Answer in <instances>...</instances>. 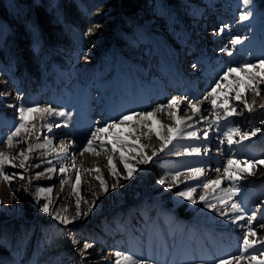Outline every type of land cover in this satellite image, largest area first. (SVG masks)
I'll list each match as a JSON object with an SVG mask.
<instances>
[{
	"label": "rangeland",
	"instance_id": "374dc122",
	"mask_svg": "<svg viewBox=\"0 0 264 264\" xmlns=\"http://www.w3.org/2000/svg\"><path fill=\"white\" fill-rule=\"evenodd\" d=\"M22 2L23 0H5V4H3L4 9L2 7L0 8V13H2L0 16L5 21V17H8V14L12 12V10L21 9L22 6L27 7L25 9L27 16L22 18V20H26L25 25L28 34L30 32V26L32 33L36 35L38 39L42 38L41 42L44 45L48 43L50 45L48 49L57 55V59H59L60 62L58 65H61L59 71L62 72V75H58V80H61L63 85L60 88V93H58L56 103L55 99L57 94L48 93L50 91H56L54 88L50 89L47 93L37 92L33 89V85H31V83L29 84L30 81H28V78H26L24 74L20 75L22 80H9L7 76H4L2 73L11 70V68L9 66L0 65V92L5 93L4 96L0 97V109L8 117L13 116L15 118V121H13L14 125L11 123H5L6 126L2 127L0 124V131H4L5 129L8 131L4 133V138L0 141H6L7 136L14 131L15 127L20 122L17 111L18 106H51L57 110L62 109L66 111L68 116L60 117L44 115L41 119L40 113H33L27 120V125L31 131L28 133L22 131L20 136L15 138L17 140L22 139L26 141L25 144H20L18 147L15 145L12 147H8L6 144L0 145V152L15 157L11 163H6L3 166V172L8 175H12L13 173L17 174L11 184L5 181L3 176L0 175V201H3V204H0V238L7 240L8 242L15 241L16 244H18V250L14 252L11 258L13 262H9L8 259H5V264H20L21 261L22 263H28V260L34 258L35 260L32 264H72L75 259L81 260L82 264H114L116 258L114 256L115 252L113 251H115V249L113 247L119 248L123 251L122 246L113 244L115 242V235L119 230H124L125 223L133 222L135 219V222L139 221L137 222V225L139 227L142 226L143 230L146 228V225L141 224L140 220L142 219L143 222L150 223L151 229H145L143 234L147 239L148 247H150L149 242L151 240L149 236L153 235L154 231H157V227L158 231L155 234L153 242H155L157 238L161 239L158 243L163 244L164 241L167 243L166 239L171 238L169 247L167 245L168 250L167 252H164L165 254H160V249L162 250V247H160V249H152L154 253L158 254V256L161 255L170 260L167 255L170 253L174 254L176 248L181 247L177 242H172V239L179 234L178 231H183L184 226L188 223L191 224L187 226V230H190V228L193 230L191 227L194 222L193 219L199 218L197 216L198 213L204 209L206 205V203L200 200L194 205L191 201L186 199L180 200L176 195L177 191L185 190L186 186H195L192 183L194 182L192 180L184 181L180 184H178V182L173 183L170 190L165 185L158 183L162 178L168 183H172L174 174L178 172L187 173L190 168H194L196 165V162H193L194 165L191 166L187 157L178 154V146L186 144L185 141H182L183 139H181L180 136H178L180 139L176 137V139H173V143H175V145L173 143L171 145L173 148L170 147V149L165 146L160 153L148 155L151 152L147 153L145 147H140L142 145L141 139L140 142L139 139L133 140L132 137H127L125 135L127 138H124L123 140L127 141V144L130 145L129 147H131V149L129 147V149L125 148L126 154L124 155L128 162L137 169L130 180H125L122 176L114 177L111 175L110 166L107 162L109 157H112L118 173L124 172L120 170V165L118 164L121 160L119 154L120 151H113L110 139L104 144L103 148H101L100 142V149H96L98 153L97 155L84 153L83 157L86 158L92 157L95 158L94 160L98 159V157L101 158L100 160L103 166L100 165L99 168L102 166L104 168L102 169L105 171L100 169L101 172L97 173L95 171L93 175L95 178L98 175H102L109 185V191L104 193L99 180L95 178L93 179V177V180H91V178L85 176L88 184L95 180L96 186L91 187L90 191L86 193L88 197L81 200V211L87 213V215L77 218L76 222L74 221L72 224H63L59 220H56L54 218V210H56L57 207H62L60 208V211L63 212V215H66L69 219H72L71 217L75 216L73 213L75 214L76 211V201L67 200L70 198L68 197V194L74 192L73 189L76 188L77 175H74L72 172L61 174L59 171L56 173H50L47 172L46 169L48 167L59 169L62 166V162L69 165L64 158L68 159L73 150H68L65 154L60 151L59 147L61 146V141H64V143H70L73 142L70 139L75 140L76 136L75 133L73 135L70 131L63 129L62 125H66L67 127L73 126L78 132L77 137L79 136L78 134L85 131L90 133L95 127L90 129V126L88 125L89 121H92V115L89 113V110L93 108L102 111L103 107L101 106H103L105 102H109L111 96L113 98L111 101L114 103V107L121 105L123 109L127 110V112L134 113L140 109L150 110L154 108L156 105L154 100H157L155 99L157 96V90L150 86L153 84L151 82V77L153 75L161 74L159 76L163 80V91L165 89V91H170V93H172V90H176L172 85H175L180 81L179 73L190 76L198 71V74L201 77L205 76L211 82L214 81L215 78L214 85L219 81L224 83L226 81V79L223 78L225 73L219 75V81L216 80V74H218L217 68H220L223 63L227 64L229 58L223 56L222 59H218L212 55V53L220 52V49L216 46L218 38L215 39L207 36L208 33L205 34L203 28V25H206V22H211L213 18H215L214 15L209 13V8L212 4L214 8L213 11L216 13L218 11L219 14V20L216 22L215 27L220 34L226 30V25L231 19L234 24L230 27H240L239 31L233 35L232 39L240 37L243 42L241 44H231V46L227 48V51L238 52L242 59L248 60L247 64L258 65L259 62L264 59V0H252V4L250 5H244L243 0H145L143 6L141 5V7L136 10L126 8L123 5H118L114 11H112L111 0H94L96 7L89 17H84L80 13V17L85 18V20L79 21L81 25H74L71 20H69L68 25H66L63 21H60L59 18L47 15H44L37 24L30 17V6L28 4L24 5V3L20 4ZM83 2L85 4L86 0H83ZM55 3V0H39L40 5L55 6ZM80 10L82 12V9ZM117 11H120V15ZM246 13L249 14V19L242 20L241 16ZM67 17L70 19V16ZM124 20H126V22L128 20H133L132 23L134 26L129 27L128 29L126 26L127 24H122V28H125L127 31L121 32L118 28ZM1 24L3 31L6 33L10 28V24L7 22ZM96 24L101 25V27L89 33L88 30ZM195 25L197 28H195ZM184 27L190 29L189 33L184 31ZM102 29H104L106 33L101 31ZM134 32L135 36L133 37ZM173 32L178 33L177 37L172 35ZM98 34L107 35L96 38L98 41L93 43L91 36L97 37ZM128 35L130 36L128 37ZM189 36L190 38L187 40ZM244 37H247V39H244ZM232 39H228L226 41L227 44ZM198 40H200L201 44L197 42ZM204 40H207V43L202 46ZM224 43L225 42H221L219 44ZM189 44L195 45L197 52L194 55V58L191 57V59H189L188 63L183 62L179 64L177 60L180 61L185 59V57L189 58L186 51L182 53L184 48H189ZM168 45H170L171 48H174L175 46H182L183 48H178L177 53H175L168 47ZM20 46H22V44ZM207 52L210 53L208 54ZM53 53L50 54L51 58ZM27 55H30V59L33 61V67L36 58L33 57L32 51L29 52L28 50ZM205 56H211L209 61H204V63H201V65L198 66V62L202 61ZM193 63L195 64V67L192 70ZM186 66L192 67L190 72L187 71L188 68H186ZM238 67H241V65ZM256 70L259 71V67L253 69L252 74H254ZM41 73L43 74V72ZM258 81H261V79H258ZM24 83H28V85L25 84L24 86ZM47 84L48 83H45V85ZM223 85L219 88L224 89L225 86H227V84ZM184 86L186 87L188 85L184 84ZM181 87L182 86H180V88ZM57 92L59 91H56V93ZM51 94L53 95L51 96ZM201 95L202 93L197 95L201 97V99L198 98L197 100L193 99L189 101L202 102L203 96ZM176 96L182 97L181 94L173 93V95L171 94V96L167 97V102ZM260 97L263 98L264 94ZM260 97L257 98V103L255 102L256 104L253 105V115L245 117L249 112L243 108H240L237 111V115L241 114V117H243L241 120L246 118L245 121L240 122V124L245 122L246 129H249L254 125L260 126L264 124V109L260 107L264 102H261L262 98ZM144 98L146 101H143ZM139 101L142 102L137 103ZM224 102L225 99L219 97L216 105ZM248 102L251 103L250 100H248ZM147 103L149 105H147ZM56 104L59 106L57 107ZM95 104L101 105L97 108V105ZM12 105H16L17 107H13ZM179 107V110H184L185 112L189 110L184 104H180ZM225 108L230 109L231 107L227 105L213 109L214 115L212 120H216L215 113L217 112L220 113V119H223ZM110 110L113 111L112 109ZM177 110V108L171 110L166 109L165 113L159 114H163L165 117L167 116V120L176 123L174 120V113L177 114ZM256 111H258L261 116L254 115V112ZM169 112L170 115L168 114ZM125 113H123L119 119L125 116ZM111 121H118V119H112ZM218 123L220 125V122ZM47 124H53L51 131H48L46 127ZM55 124H59L60 127H56ZM229 126L230 123H227L226 127ZM133 129L137 131L135 127H133ZM222 130L224 132V129ZM116 137L118 136H115V138ZM216 137L218 138V136ZM222 137H224V135ZM49 140H51L52 143L48 147H37L31 154H29V159L25 162V168L19 167L21 158L18 154L21 151L27 153V144H46ZM236 140H239V138ZM221 143L224 145V140ZM236 146L234 147L235 149H233L234 152L238 149ZM245 146L247 149L253 150L264 149V143L256 145H241V143H239L238 145L240 150L244 149ZM56 147H58V149H56ZM54 148L55 151L51 152ZM76 148L77 146L74 147V151L77 150ZM115 148L118 149V147ZM132 148L137 150H132ZM210 150L218 151V149ZM47 152H50L51 154H47ZM78 154L79 153L77 152L76 155L78 156ZM145 154L151 157V160L148 163L142 162ZM232 157L233 156L229 153L223 155V164L219 167L221 171L214 172L217 167L211 166L208 175L211 174L210 178L224 177L223 181L230 185L229 187L240 189L239 195H234L232 197L234 202H240L242 207H244L246 216L251 215L253 212L255 214L258 213V209L264 211V201H261L262 197L257 198L262 192H264V167L255 169L257 171L255 172L257 173V177L252 180V185L246 181L248 176L245 175V172H237L236 179L229 180L226 178L223 168L227 166V160L232 159ZM235 159L241 162L238 160L239 157L235 156ZM49 161L51 163H48ZM13 164H15L16 167H13ZM36 164H38L39 167H35L34 165ZM211 165H218V162ZM77 170L81 171L79 169ZM37 173H43V175L37 176ZM20 174H23V180L19 178ZM88 175H92L91 172L90 174L88 173ZM154 175L157 176V178L153 182L148 183L149 179L154 177ZM112 177L116 178V180L119 179L118 187L115 190H112V184L108 182V179H111ZM206 178H208V176H205V179ZM62 180L69 182L62 185ZM202 183L199 184V190L204 189ZM247 184V189H249V191L246 192L244 190L246 189ZM49 187L53 189L51 193L39 192L40 188ZM222 187L226 186L222 183L219 188ZM216 189L213 191L214 194ZM210 192H207V195L209 194L210 197L208 198L209 203L220 201L218 200V197L215 198V195L210 196ZM21 193H23V196H20ZM97 194L99 195L97 196ZM211 198H214V200ZM94 200L95 207H93L92 212L89 213L88 208L92 205ZM49 201V211L53 213L52 216L41 211L42 205ZM27 202H29L28 205ZM15 203H18V207H15ZM65 208L67 211H64ZM127 209L129 210L125 212L124 210ZM177 210H179V212H173ZM104 213H107L110 216L112 222L111 231H108V219L104 220L101 229L103 241L106 242V245L101 243L98 244L99 242L94 240H87L93 243V247L88 249L82 257L80 255V249H82V245L86 240L83 237V232H85L84 228L89 226L97 215ZM10 218H21L25 220L36 218L35 220H32V222L36 225V227H34L36 234L41 233L40 238L37 239V236H35V238L31 236V238L34 239L32 244H27L21 240L18 241L19 237L22 236V233L20 227L15 223L19 220H11ZM39 221H44L42 224L43 226L49 224L51 229H44L41 224H38ZM9 222L14 223L9 227V234L13 238H6L9 237L7 233L8 229L4 227V225ZM120 222H122V226L120 225ZM203 222L209 223L206 221ZM253 222L261 230L260 233L264 232V227H262V225H264V220L260 219L258 221V219L255 218ZM199 224L200 225L196 226L198 236L192 240L196 239L197 242H201L203 245L207 244L205 246L206 248H210L216 244L218 239L224 238L228 231L229 233L241 231L237 229L238 226L236 224L224 225L222 229H226L225 233L219 232L220 235H218L213 232L211 223L207 225L203 223ZM56 225H65L67 229L65 233L60 236L59 244L55 248L52 246L49 248L54 235H58L62 232L61 227ZM55 226L56 230L53 229ZM212 237L214 239L213 241H211ZM228 239L234 238L229 237ZM242 239L237 240V244L239 243L240 245V252L244 251L241 243ZM74 241L77 243H74ZM35 242L37 243L35 244ZM2 248H5L8 251L6 244H0V249L3 250ZM262 248H264V246L256 244L254 248L241 254L246 255V257L248 255L253 256L254 254L262 256L261 254H258ZM58 249L63 251L58 254ZM90 254H93L96 259H87ZM22 255H25V258H22ZM9 257L10 254H8V258ZM135 257L141 260L139 256ZM174 259H176V257ZM263 259L264 258L259 260L263 261ZM146 262L149 264H168L166 259L157 263L156 260L150 258V260H147ZM243 262H245V260H243ZM29 263L31 264L30 261ZM247 264H256V262L248 261Z\"/></svg>",
	"mask_w": 264,
	"mask_h": 264
},
{
	"label": "bare ground",
	"instance_id": "6f19581e",
	"mask_svg": "<svg viewBox=\"0 0 264 264\" xmlns=\"http://www.w3.org/2000/svg\"><path fill=\"white\" fill-rule=\"evenodd\" d=\"M212 6H213V4H212ZM232 24H234V22L231 19V20H229L228 24L226 25V30L223 33H221V34L216 30V28L212 29L214 38H218V40L216 41V46H217L218 49H220L219 53H217V52L216 53H212V55L215 58H218V59H222L223 56H227L229 58L227 64L223 63L220 66V68L219 67L217 68L218 74H216V80H218V81H219V75L220 74H224L225 70L227 68H230V67L239 68L238 66L245 65L248 62V60L242 59L238 52L231 51L232 55L231 56L228 55L227 48L229 46H231V44H234V43H232V41L234 40V39H232L233 35H235L240 29L239 26L230 27ZM195 28H197L196 25H195ZM184 29H185L184 31L189 33V31H190L189 28L184 27ZM172 35H174V37L175 36L177 37L178 33L173 32ZM189 38H190V36L187 38V40ZM228 39H232V40H230V42L227 44L226 41ZM197 42L199 44H201L200 40H198ZM221 42H225V43L224 44H219ZM206 43H207V40H204V42H202V46L204 44H206ZM168 47L170 49H172L174 52L177 51V49L171 48L170 45H168ZM207 53L209 54L210 52H207ZM210 57L205 56L202 61L198 62V66H200L201 63H204V61H209ZM178 63H181V62L178 61ZM186 63H188V62L186 61ZM174 65L177 67V65L175 63H174ZM189 67L186 66V68H188L187 69L188 72L191 71V67L190 68ZM174 69H176V68H174ZM261 71L262 70L259 68V71L256 70V72L253 75H257L258 73H261ZM5 73L7 75L10 74V73L12 74L13 70L12 69L11 70H7V71H5ZM201 73H204V72H201ZM159 75H161V74H159ZM159 75L158 76L157 75H153L151 77V82L153 84H156V85H162L163 84V80H162V78ZM224 76H225V74L223 75V78H224ZM180 77L183 80H185V81H187V80L188 81H193L194 83L198 82L199 84L205 85L206 88H207V90L204 91V92L200 91V89L192 90V89H188V88H184L183 92H181L182 90L179 89L177 92L178 93L181 92L183 97H188V100L196 99L198 97L197 95H199L200 93H202V96L204 97L205 95H207L212 90V88H214L216 86V85L213 84L215 82V78H214V81L209 82L205 78L204 79L201 78V76L198 74V71H197V73H194V75H190V77L189 76H185V75H181ZM188 77H189V79H188ZM242 78L246 79L247 78L246 74L244 72H239V73H234L231 76H229L224 83L221 82V81L218 82L220 85L227 84V86H225L224 89L223 88H217L216 89V92H217L218 96L222 97L223 99H225V102L221 103V104H217L216 108H219V107H222V106H227V105L230 106L231 108H237V102L235 100V92L236 91H241L242 96H243V100H246V102L248 104L254 105V104L257 103V98L264 94V79H261V81H258V80L254 81L253 82V85H254L253 89H249L245 85H243V84L239 85L237 83V81L241 80ZM61 84H62V81L61 80H57L56 83H50V84H47V85H42V83H38V84H34V85H35V89H38L41 92H44V91L48 92L50 89L54 88V90L59 91V92L56 93V91H50L48 93L58 94L61 91V89H60V85ZM237 87H239V88H237ZM256 90L260 91V95L258 97L256 96ZM52 95L53 94H51V96ZM260 98H262V97H260ZM211 99H212V97H209L208 101L203 100L202 102H199L200 105H201V111H200V113L198 115H194V113L192 111H190V110H188L187 112H185L184 110H179L180 107L178 106L177 114L174 113V115H175V117H174L175 119L174 120L176 121V123H175L173 121L167 120V118H166L167 116L165 117L163 114H159L160 112L155 111L160 105H166L167 104V103H164V102L167 101V99L164 98V99H162V101H163L162 103H160L159 105L155 106L154 108H152L150 110L141 109V110H138V111H136L134 113H129L132 116V119L126 121L123 124H119L118 127L108 129V131H107L108 136H106L105 134H103L102 136L99 135L98 139L110 138V142L112 143V146L118 147V149L123 150L124 154H126V152H125L126 149L125 148H128L130 145L127 144V141L124 144L119 143L117 141V139L115 138V136H118L120 138L122 137L121 139H124V138H127V137H132L133 140L134 139H136V140H138V139L140 140L141 139L142 142H141V140H140V142L142 143V145H144L146 152L147 153L151 152L148 155H152V154H155V153H160L161 152V148L165 147L164 146L165 145V140H162L160 138L161 136H163L165 138L170 136L172 138L171 143L167 144L166 148H170L172 143H173V139L175 137L178 138V136H180L181 139L186 141V144H181V145L178 146V150H179L178 154H181V155H184V156H188L190 159L193 160V162H196V165L194 167L204 168L205 172H206L205 176H208V178H206V179H205V176H202V177H200L199 180H192V181H194V182H192L195 185L194 187H196V192L193 194V197L198 202L200 200L199 198H200L201 195H207V192L208 191L210 192V190H211V189L199 190V184L202 183L203 181L208 180L210 178L211 174L208 175V172H210L209 168L211 166L214 167L213 165H211V163L214 164L215 162H218L219 165L216 166V167L219 168L220 165L223 164L222 156L227 154V153L232 152V148L229 147L230 145L228 147L220 146V145H223L221 143L224 140L223 137H222V139H220V138L216 139L215 135H212L210 133L211 121H213L212 117L214 115L213 108H212V106L210 104V100ZM248 100H250L251 103H249ZM261 102H264V97L261 99ZM216 103H217V100H216ZM182 108H183V106H182ZM231 108L229 110H231ZM240 108H243L242 102L240 104V107L237 108V111ZM143 112H153L154 115L149 120H144L141 117H138V116L135 115V113H143ZM252 112H250L247 115H245V117H247L249 115L250 116L253 115ZM254 113H255L254 115H257V116L259 115L258 111L254 112ZM259 116H261V114ZM176 117H179V119H176ZM188 117H192V119L189 120ZM200 117H204V118L201 119ZM241 118H243V117H241V114L240 115L236 114V115H233L232 117H229L228 120H225L224 118L220 119V124H221L222 129H224L225 131L227 130V128H228V127H226L227 123H230L229 127H233V126L239 127V128H241L242 131H247V132H251L255 128H259L261 131L259 133H257L256 136L251 137V139L242 141L240 143H241V145L263 144L264 143L263 142V140H264V124L260 125V126L259 125L258 126L254 125V126H251L249 129H246L245 128L246 127L245 122L243 124H240V122L241 121H245L246 118L244 120H241ZM116 122H118V121H116ZM133 127H135V129L137 131H135L133 129ZM169 128L175 129V131L169 132V130H168ZM150 130H151V132H150ZM192 131H196L197 132V136L199 137V139L189 138L188 137L187 133L192 132ZM205 133L207 134V138H205V135H204ZM157 134H159V135H157ZM235 138L238 139L239 137H235ZM178 139H180V138H178ZM133 142H136V141H133ZM61 143L65 144V146H67L68 150H71V151L73 150V152L69 155L68 159L64 158V160H66V162L69 163V165H67L65 162H62L61 165L67 168V172H66L67 174L72 172L74 175H78L80 177L79 184L76 185V188H78V192L74 191V192H71V194H68V197H70V198L67 201H76L78 198H80L81 200L83 198H85V197L87 198L88 196H87L86 193L90 191L91 187L96 186V181L94 180L90 184H88V181L85 178V176L91 178V180H93L95 178L94 175H93V173L95 172L94 169L97 168V167H100V165L103 166V164H102V162L100 160L101 158L98 157V159L94 160L95 158H92V157H89V158L88 157L87 158L83 157L84 154L80 155L81 151H79V150H75L76 152L74 151L75 145L73 144V142L64 143V141H61ZM225 143H227V142H225ZM173 144L175 145V143H173ZM236 145H239V143L236 144ZM236 145H234L233 147H235ZM211 146H220L219 153L216 155V159L213 162H212L213 157L211 156L212 154L209 153V151H210L209 148ZM192 147H200L201 148V155H199V156L188 155L187 151L190 148H192ZM129 148L131 149V147H129ZM171 148H173V147H171ZM56 149H58V147H56ZM132 150H137V149L132 148ZM53 151H55V148L51 150V152H53ZM77 152L79 153L78 156L76 155ZM47 154H51V153L47 152ZM233 154H235V156H237V157H240L239 160L241 162L239 164V167L246 170L245 171V175L248 176L246 178V181H248V183L250 185H252V180L257 177V175H256L257 173H255L257 171L255 169H260V168H262L264 166H259L258 165L257 167H250L248 164H244L243 161H245V160L258 161V160H260L262 158L264 159V149H259V150L254 149L253 150V149H247V147L245 146L244 149H241V150L239 149V150L235 151ZM73 155H75V158H76L75 167H73L72 163H71V159H72ZM115 155H116V153H115ZM80 156H82V157H80ZM138 156H140V155H138ZM208 161H210L209 164H208ZM118 164L120 165V170L123 171V172H126V170L123 167V162L121 160H120V163H118ZM102 166H101L100 169L103 168ZM77 169H79L81 171H78ZM88 169H92V171H88ZM103 171H105V170H103ZM90 172H91L92 175H88V173L90 174ZM214 172H217V171H214ZM180 173H184L185 174L184 176L181 177V181H183V182L184 181H190V179H188V177H187L188 172L187 173L180 172ZM250 173H255V174L252 175ZM92 177H93V179H92ZM114 177H112L111 179H108V182H110V184H113V183H115L117 181L116 178H114ZM217 178H220L222 180L224 179V177H216V178H210V179H217ZM112 179H114V180H112ZM180 183H182V182H178V184H180ZM223 184L226 187L217 188L215 194L211 190L210 196L215 195V198H217V197L219 198V197L224 195V190L225 189H232L231 187H229L230 185H228L224 181H223ZM246 186H247L246 188H248V184ZM97 189H98V187H97ZM248 190L249 189H247V191ZM75 194H77V195H75ZM98 195L99 194H97V196ZM207 197L210 198L209 194L207 195ZM178 198L180 200L184 199V198L179 197V196H178ZM211 199L214 200V198H211ZM213 202H215V201H213ZM233 202H234L233 201V197H230L226 203H221V201H217L215 203H212V204L215 205V209L206 207V205H205V208L202 209L198 213L197 216L199 217L200 220L211 223L212 226H213V231L214 232L217 233V230H218V232H220V233L221 232L225 233L226 229L225 230L222 229L224 225L235 224V223H232L235 215H237V214L233 213L232 209H231V204ZM14 205H15V207H18L17 206L18 203H15ZM60 208H62V207H59V208L57 207V209L55 208L56 209V210H54L55 214L56 213H61V214L63 213L62 211H60ZM221 212H225L226 215H221ZM73 215H75V214L73 213ZM75 222H76V220H75ZM246 223H247V216H246L244 221H240L239 222V224H241V225H246ZM236 225L238 226V224H236ZM252 227L256 231L257 235L254 236V237H249V239L256 240V241L257 240L261 241V239L264 238V232L260 233L261 230L259 228H257L253 222H252ZM237 229H239L241 231L240 232L236 231V232H231V233H229V231H228L227 234L229 233L230 235H232V238H234L236 240L242 239L247 234V227L246 226L245 227L238 226ZM261 235H263V236H261ZM224 241L227 242L228 240L225 239ZM241 253H243V252L235 251V252L229 253L228 255L222 257L221 259L229 258L231 256H238V255L246 257V255L241 254ZM244 260H245V262H243V261H239V262L233 261V264H247L248 261H249V260H246V259H244ZM147 264H149V263H147ZM173 264H185V262L179 263V262L175 261ZM186 264H219V262L216 263V261H215V262H212V263L210 262L209 263L208 260L206 259L205 261H199L198 263H195L193 261H191V262L187 261Z\"/></svg>",
	"mask_w": 264,
	"mask_h": 264
},
{
	"label": "snow or ice",
	"instance_id": "6c2138e0",
	"mask_svg": "<svg viewBox=\"0 0 264 264\" xmlns=\"http://www.w3.org/2000/svg\"><path fill=\"white\" fill-rule=\"evenodd\" d=\"M243 4L244 5H250L252 4V0H243ZM242 20H248L249 19V14H245L243 16H241ZM101 25L96 24L93 25L92 28H90L88 30L89 33L95 31V29L100 28ZM222 31V30H221ZM244 39H247V37H244ZM243 41L240 37L235 38L232 43L234 44H241ZM228 55L231 56L232 53L228 52ZM193 67H195V65H193ZM260 68L262 71L261 73H258L257 75H253V69L256 68ZM239 72H244L246 74V79H241L238 80L237 83L238 84H243L246 87H248L249 89H253L254 85L253 82L258 80V79H264V60H261L259 62V64H245L242 65L239 68L236 67H230L225 71V76L224 79H227L229 76H231L234 73H239ZM221 85L218 83L216 84V86L214 88H212V90L203 97V100L208 101L209 97H212V99L210 100V104L212 106L213 109L216 108V100L219 99V96L216 92V89L219 88ZM5 93L0 92V97L4 96ZM260 95V91L256 90V96L258 97ZM235 100L237 102V108L240 107V104L242 102V106L243 109H245L247 112H252L253 110V105L248 104L246 102V100H243V96L241 91H236L235 92ZM180 104H184V106L186 108H188L190 111H192L194 113V115H198L201 111V105L198 102H191L188 100V97H175L172 98L168 104L166 105H160L155 111L160 112V113H165V110H171L173 108H178V106ZM13 107H17L16 105H12ZM262 109H264V104H262L260 106ZM237 108H231V110H229L228 108L224 109L223 112V116L225 120H228L229 117H232L233 115L237 114ZM17 111L19 114V123L18 125L15 127L14 131H12L6 138V141H0V145H7L8 147H12V146H19L20 144H25L26 141L20 139L17 140L15 138L20 136V133L23 131L25 133H28L31 131V129L28 127L27 125V120L29 116H32L33 113H40L41 114V119L43 118L44 115H53V116H60V117H67L68 113L64 110H57L55 108H52L51 106H46V107H24V106H18L17 107ZM170 115V112L168 113ZM136 116L141 117L144 120H149L153 117L154 113L153 112H143V113H135ZM216 115V120L211 121V123L214 124H218L219 119H220V113H215ZM34 118V117H33ZM201 119H203L204 117H200ZM132 119V116H123L118 122H113L112 124H109L107 127L104 128H98L96 129V132H94L92 134L91 139H89L87 141V145L83 148V150L80 152V155H83L84 153H92L93 155H97V150L94 147V141H96L99 138V135L102 133H107L108 128H115L118 127L119 124H123L126 121ZM176 119H179V117H176ZM188 119H192V117H188ZM56 127H60L59 124H55ZM66 126V125H65ZM34 127V125H33ZM48 131L52 130L53 124H47L46 125ZM169 132L175 131V129L169 128L168 129ZM261 130L259 128H255L253 131L251 132H247V131H242L241 128L239 127H228L226 131L223 132L224 137L226 138V142L228 145H232L233 143H240L242 141L245 140H249L251 139V137H254L257 135V133H259ZM159 135V134H157ZM189 138H195V139H199V137L197 136V132L196 131H192L187 133ZM205 138H207V134L205 133ZM239 137V140H236L235 137ZM162 140H165V145L167 146V144L171 143V137H160ZM117 141L121 144L126 143L125 140L121 139L120 137H116ZM51 140L47 141L46 144H37V145H33V144H27V153L21 151L19 152V157L21 158L20 160V164L19 167L20 168H25V162L29 159V154H31L35 148L40 147V148H45L48 147L51 144ZM101 148H103L104 146V142L101 141ZM141 148L144 147V145L140 146ZM163 150V148H161V151ZM60 151L63 153H67L68 152V148L65 146V144L61 143L60 146ZM113 151H120V158L121 160L124 162L123 163V167L126 170V172L124 173H118L116 165L113 163V159L112 157L108 158V165L110 166V171H111V175L113 176H122L123 179L125 180H130L134 173L137 171V169L128 162L127 158L124 155V152L122 150H118L115 148V146H113ZM188 155H196L199 156L201 155V148L200 147H192L187 151ZM15 159V157L9 156L3 152H0V175L3 176V179L5 181H7L9 184H11L12 180L15 178V176L17 175L16 173H13L12 175H8L6 173L3 172V166L6 163H11L12 160ZM151 160V157L148 156L147 154H145L143 156V163H148ZM48 163H51L50 161ZM71 163L72 166L75 167L76 165V158L75 155H73L72 159H71ZM244 164H248L250 167H257L259 166H264V159H260L258 161H249V160H245L243 161ZM240 162L235 160V159H228L227 160V166L223 168V172L226 174V178L229 180H234L236 179V173L237 172H245L246 170L243 168L239 167ZM13 167H16L15 164L12 165ZM35 167H39L38 164L34 165ZM97 173H99L101 170L99 167L94 169ZM47 172L50 173H56L57 171H59V173L63 174L67 172V168L64 166H61L59 169L54 168V167H48L46 169ZM88 171H92V169H88ZM215 171L220 172L221 169L220 168H216ZM206 172L204 168L201 167H194L191 168L188 171L187 177L190 180H199L200 177L205 176ZM252 175H254L255 173H250ZM37 176L43 175V173H37ZM184 173H176L173 178H172V183H168L165 179H160L158 181L159 184L161 185H165L169 190L172 188L173 183L176 182H183L181 181V177L184 176ZM19 178L21 180L24 179L23 174H20ZM97 180H99L100 186L103 190L104 193H107L109 191V185L107 184V181L103 178L102 175H98L96 177ZM79 180L80 177L77 175L76 177V182L77 184H79ZM69 181H61V184H65L68 183ZM223 183V180L220 178L217 179H208L205 182L202 183V187L204 189H211L212 191H215L216 188H219V186ZM119 184V179H117L116 183H113L111 185L112 190H115L118 187ZM63 190V189H62ZM53 191V189L51 187L49 188H40L39 192L43 193V192H48L51 193ZM73 191L78 192V188H74ZM196 192V187L194 186H186V190L183 191H177L176 195L179 197H182L188 201H191L192 204H196L197 200L194 199L193 194ZM240 189L239 188H232V189H225L224 190V195L219 197L218 199L221 201V203H226L228 201V199L234 195H239ZM14 195V194H13ZM98 198V197H97ZM200 201H203L206 203L207 207L215 209V205L212 203L208 202V197L207 195H201L200 196ZM49 203H44L41 207V211H43L44 213H47L49 216H52L53 213L49 211ZM0 204H3V201H0ZM95 207V200L92 202V205L88 208V212H92V208ZM231 209L232 212L237 214L235 215L234 219H233V223L238 224V226L240 227H247V234L244 236V238L242 239V247L244 252H248L249 249L254 248L256 246L257 243H259L260 245L264 246V240L261 241H256V240H252L249 239V237H254L257 235L256 231L253 229L252 227V221L255 219V213L253 212L251 215H247V223L246 225H241L239 224L240 221H244L246 218V213H245V209L244 207H242L240 202H233L231 204ZM64 211H67V209L65 208ZM87 215V213H83L81 211V199L78 198L76 200V211H75V216L72 217V219H69L66 215H63L61 213H56L54 218L56 220H59L61 223L63 224H72L77 218H81L82 216ZM221 215H226L225 212H221ZM262 227H264V225H262ZM71 235V234H70ZM74 243H77L76 241H74ZM93 247V243L85 240L83 245H82V249H80V255L83 257L84 254L87 252L88 249H91ZM115 261L114 264H147L146 261L140 260L136 257H134L131 254H125L122 253L120 251L115 252ZM244 259H248L250 262L255 261L256 264H264V261H261L257 258V256H231L229 258H225V259H221L219 261V264H233V261H243Z\"/></svg>",
	"mask_w": 264,
	"mask_h": 264
},
{
	"label": "trees",
	"instance_id": "16d2710c",
	"mask_svg": "<svg viewBox=\"0 0 264 264\" xmlns=\"http://www.w3.org/2000/svg\"><path fill=\"white\" fill-rule=\"evenodd\" d=\"M55 1H56L55 6L40 5L39 0H23V2L20 4L24 3V5L28 4L30 6L31 9L30 17L37 24L39 20L42 19V17H44V15H47V16L59 18L60 21H63L66 25H68L69 20H71L74 25L75 24L81 25L79 21L85 20V18H81L80 13L84 17H89L90 15L89 11H91L92 8L96 7L94 0H86L85 4L83 0H55ZM111 1H112L111 6L113 8L112 11L116 10V7L118 5L120 6L123 5L126 8H131L133 10H136L137 8L141 7V5L143 6V4L145 3V0H111ZM3 4H5V0H0V8L2 7L4 9ZM26 8L27 7L22 6L21 9L12 10V12L8 14V17H5V21L0 16V24L4 22L10 24V28L6 33L3 31L1 27L2 24L0 25V65L9 66L13 70L12 74L10 73L7 75L5 71L2 73L4 76H7L9 80L12 79L22 80V77H18V76L23 73L22 68L25 67V69L31 73L30 74L31 81L34 82V84H38L41 83L40 80L38 79V76L44 70L43 66L41 65L38 67V64L42 60V64L46 65L50 60L47 54H49V52L51 51L48 49L50 45L48 43L44 45L41 42L42 38L38 39L37 36L32 33L30 26H29L30 32L28 34L27 27L25 25L26 20L25 21L22 20V18L27 16L25 12ZM80 9H82V12ZM117 12L120 15V11ZM0 15H2V13H0ZM67 16H70V19H68ZM132 21L128 20L126 22V20H124L123 23L119 25L118 29L121 32H126L127 30L125 28H122V24L123 25L127 24L126 26L129 29V27L134 26ZM105 30L102 29L101 31L105 32ZM106 35L107 34H103V35L98 34L97 37L91 36V38L94 43L98 41L96 40V38L98 37L100 38V36H106ZM21 44L22 46H20ZM28 50L29 52L32 51L33 57L36 58L33 67H32L33 61L32 59H30V55H27ZM55 57L57 56L55 55ZM31 84L33 85V83ZM156 178L157 176L154 175V177L149 179L148 183L153 182ZM23 193H21L20 196H23ZM28 204L29 202H27V205ZM18 226L20 227L22 233V236L19 237L18 241L21 240L27 244H32L34 241V239L31 238V234L33 233V225H31L30 223L21 222L18 223ZM46 228L50 229V227L47 225ZM59 239L60 237L54 238L56 245L59 244ZM14 242L15 241H13V243ZM15 243L12 244L13 248H11V245L10 247L7 245L9 244V242L4 241L3 239L0 238V244H6V246L8 247V251L5 248H2L3 250L0 249V264H5V259L6 260L8 259L9 262H12L11 261L12 255L14 254L15 251L18 250L17 247L18 245L16 244L17 245L16 246ZM8 254H10L9 258H8ZM23 257H25V255H23ZM87 259L93 260L96 259V257L93 254H90V256H88ZM72 264H82V262L81 260L75 259L72 262Z\"/></svg>",
	"mask_w": 264,
	"mask_h": 264
}]
</instances>
